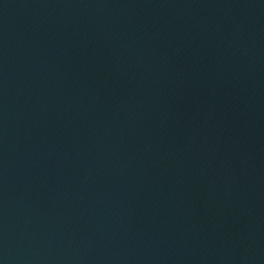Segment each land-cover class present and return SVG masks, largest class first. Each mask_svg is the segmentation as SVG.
<instances>
[{
  "label": "water",
  "instance_id": "95a60500",
  "mask_svg": "<svg viewBox=\"0 0 264 264\" xmlns=\"http://www.w3.org/2000/svg\"><path fill=\"white\" fill-rule=\"evenodd\" d=\"M0 264H264V0H0Z\"/></svg>",
  "mask_w": 264,
  "mask_h": 264
}]
</instances>
